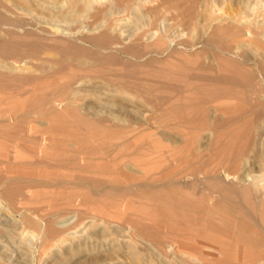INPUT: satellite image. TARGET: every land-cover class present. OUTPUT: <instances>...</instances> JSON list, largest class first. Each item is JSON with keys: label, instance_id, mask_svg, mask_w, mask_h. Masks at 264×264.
Instances as JSON below:
<instances>
[{"label": "rangeland", "instance_id": "1", "mask_svg": "<svg viewBox=\"0 0 264 264\" xmlns=\"http://www.w3.org/2000/svg\"><path fill=\"white\" fill-rule=\"evenodd\" d=\"M105 1L106 0H103V1H101V0H0V5H1L0 6V9H1L0 10V24L6 25L9 23L10 24L15 23V24L20 25V24L25 23V21H30V22L34 23L36 26L47 25V24L50 25L51 24V25H55V26H58L60 28H63L64 27L63 25H65L64 28H74L75 31H79L81 29L79 34L87 35L86 32L89 31V28H83L84 26H86L85 22L90 20V15L92 14L94 8L101 7V8H104L106 10L104 23H106V22L115 23L113 25L114 26L116 25V27H114V28L115 29L117 28L116 30L118 32H121L124 34H130V33L135 34V32H137V31L138 32H143V30L148 31L151 28V17L147 15V12H145L144 6H142V4L140 2L136 1L133 5L125 7V6L117 5L115 0H109V2H108V0L106 2ZM171 1H173V2H171ZM99 3H100V5H99ZM185 4H188V5L186 6ZM93 5H95V6H93ZM158 5L161 7V11H162V13H161L162 19L159 22L160 33L162 35L166 36L170 41L173 39H179L180 38L179 37L180 31H179V28L177 27L176 21H179L182 19H187V17L188 16L190 17V15H191L192 16V17H190L191 19L190 18L187 19L190 22H192L191 23L192 27H190V34H192V35H190L191 41L193 42L195 40L193 42V44H196L198 47L202 48L204 51V52H201V55L199 56L200 58L194 57V56H193L194 58H192L191 57L192 55H189V54L184 55L185 58L187 60L191 61V63L193 65L191 63L186 64V65H188L186 68L187 70L184 72H181L180 74L179 73H172L170 75H163L162 78L161 77L155 78L154 73H155L156 65L149 66L148 68H146L145 66H142V65H137L135 62H131L130 60L124 58L123 57L124 54H122V56L119 55V56L111 57V59H112V62H111L109 60L110 57L105 58V56L102 55L103 56L102 57L101 54L98 53L99 52L98 47H95V45L93 44V41H88L86 48H84L83 46H80L76 43H72V42H67V43L56 42V43L52 44V47H55L57 49H62V48L65 49V47H66L69 50V55L83 56V59L88 60V61L83 63V65H84L83 68H85V69L92 68L93 64H95V63H93L94 60H98V59L104 60L103 64L98 65V66H100L98 71L92 72L90 74L87 73L88 75L86 74V79H85L86 83L84 85L85 87L81 91V93H83V94L80 93L77 96V98L80 99V101L83 104H86V102L87 103H96V106L98 107L97 113L99 116L107 114L110 117H112V119H114V116H115V119L117 121L122 120V121H126L127 123H129V122L132 123L135 120L132 124H136V122L141 123L142 122V120H141L142 115L143 114H150L152 112V108L150 107V105L147 104L145 101H143V99L141 97H138L136 95L129 96L128 98H126V96L123 93L113 91L112 90L113 85L111 84V81L108 77L111 74L130 75L132 77L135 76V78L142 80L144 83H147L148 87L150 89L148 91V94H147L148 99H149L148 101L150 103H155V102L160 103V105L162 106V112L159 113V118H160V116L161 117L163 116V119L160 118L162 121L165 120L166 124L164 121H163V124H165V125L171 124L169 127L171 129H170V131H166L167 129L169 130V128H165V129L161 128L160 130L153 132L152 136H148V138L147 137L143 138L142 142H144L146 144H151L152 142L162 140V142L165 145H171L174 148H178V147H181L183 145L186 133L188 135H193V137L192 138L189 137L188 140L190 139V140L194 141V143L196 142L195 144L197 147L195 146L196 148L190 154H187V155L184 154L185 156L182 157V160H184L185 162L187 160H189L187 157H190L189 161L190 162L192 161L191 162L192 165H191V163H189V161H187L185 163V162L180 160L179 163L183 162L182 163V165H184L183 169H188L190 171L193 170L194 172H195V170H197L196 171L197 174H196V176H194V181H195V183H194L195 187L194 188H195V190L194 189H175V192H174V189H171V188L167 189L165 187L164 188L160 187L161 189H130L129 187H125V186L121 187V186L108 185L107 182L110 181L111 179L106 177V176H103L99 173L97 175L94 173L95 174V176H94L93 173L88 174V172H83V171H73L72 172V170H70L68 168V170L67 169L65 171L63 170V174H64V176H66V178H65L63 176V174L61 173L62 170H58L55 167L48 169V167H45L41 164H34V165H31L28 167L34 173V174L32 173L30 176L29 175H24V176L23 175H15V174L13 176V174L9 172L8 165L4 164L3 161H0V164H1L0 165V176H1L0 177V264H209V263L210 264H251V263H253V264H264V103H263L264 102V99H263L264 98V38H263V36H264V0H198V1L197 0H186V2H185V0H181V1L180 0H159ZM3 6L5 7V9ZM211 8L212 9L214 8V9L211 10ZM27 10H28V12H27ZM43 10H44V12H43ZM257 11L259 13H257ZM138 12L140 13L139 14L140 16L136 15ZM29 13H30V15H29ZM118 13H120V14H118ZM145 14L148 17L145 16ZM65 15H67V16H65ZM117 15H118V17H117ZM124 16H125V18H124ZM60 17H61V19H60ZM63 17H65V18H63ZM243 17H244V19H243ZM123 19L125 21H123ZM167 20H169V21L167 22ZM172 20L174 23L171 22ZM242 20H243V22H242ZM59 22L62 25H60ZM99 23H101V22H99ZM199 24L202 27H200ZM255 24H257V25H255ZM117 25H119L120 27L119 26L117 27ZM127 25H128V27L131 26V28H128ZM174 27H175V29H174ZM233 27L236 29H234ZM133 28H135V29H133ZM249 28H251V30H252L251 35L246 31ZM124 29L126 32L124 31ZM172 29H173V32H171ZM239 29H241V30H239ZM175 30H177V31H175ZM127 31H129V32H127ZM225 31H227V32H225ZM132 32H134V33H132ZM193 32H196L197 37H196V34ZM198 33H199V35H198ZM234 35H235V37H234ZM0 39L1 40H3V39L8 40V37H6L5 35H1ZM15 39L12 40L14 42H12L11 45L14 46V47L12 46V48H15L17 50H21V48L26 49V50H30L32 48L35 49L37 47L39 48V47H42L44 45L48 46V44H49V43L45 42L43 39L38 38L37 36H32V37L30 36L26 39L25 38H20V39L17 38L16 40ZM18 39L20 41H18ZM41 41L44 43L42 44ZM238 42H240L238 46L241 47V49L237 46ZM94 43L101 44L102 39H98V40L96 39V40H94ZM235 43H236V45H235ZM70 45H71V47H70ZM73 45L78 47V48H75ZM87 49H89V51ZM90 50H91V52H90ZM229 50L230 51L234 50L235 52H237L241 56V60L232 61V59L229 58V56L224 54V53L228 52ZM139 51H140V49L138 47L130 46L128 52L136 54ZM66 52H67V50H66ZM241 54H243V55H241ZM215 55H217L219 57H217ZM224 55H225V58H224ZM53 56H54V58L60 57V55H58L57 51L53 52ZM193 59H195V60H193ZM220 59H222V61ZM218 60L223 62L224 66L219 65ZM240 61L242 62V64H239ZM251 61L252 62L254 61L255 63L254 62L252 63ZM71 62H72V60L69 59L68 65H70ZM233 62H234V64H233ZM106 63H108V64H106ZM104 64H106L105 67H104ZM235 65H236V67H235ZM159 66L162 67L163 65H159ZM224 69H225V71H224ZM226 70H227V72H226ZM81 72L85 73L84 70H82ZM90 76H92V78ZM234 77H235V80H234ZM228 80H230V81H228ZM249 80H252V81H249ZM2 81L3 80L0 78V88H3L2 87L3 85L6 87H10V88L12 87V89H15L18 87L17 82L12 83L9 81L8 82H4V81L2 82ZM243 82H245V83H243ZM15 83H17V86H15L16 85ZM100 83H102V85ZM156 84H157L158 88L155 89V88L151 87V86H154ZM14 86H15V88H14ZM95 86H96L95 90H94V88L92 89V87H95ZM190 86L193 87L194 91H197V93L188 92L187 89ZM227 87H228V89H227ZM239 89H240V91H238ZM84 90H85V94H84ZM99 91H100V93H99ZM232 91L234 93L237 92L239 94V96H237L238 95L237 93L233 94ZM0 93L3 94V95H0V100H2L4 102L6 95H7L9 97L6 98L7 101H5L4 103L11 102L10 104H4L3 103V105L0 106V110H2V109L8 110V108H10V107H13V106L15 107L16 102L20 103L22 101H26L25 98L27 97V96H19V95L17 96V94H15L14 92H7V94L5 92L6 95L4 93H2L1 91H0ZM11 93H13L17 97H19L20 100L15 95H12ZM159 93H161V94H159ZM249 93H251V94H249ZM240 94L241 95L244 94V96H243L244 98L242 96H240ZM11 95H12V97L14 96L12 100H10V98H12V97H10ZM157 95H159V96H157ZM203 95H205V96H203ZM222 95H227V96H222ZM95 96H96V98H95ZM101 96H103V98ZM253 96H254V98H253ZM226 97H228V98L229 97H231V98L232 97H242L244 102L239 101V99L241 100L242 98H239L238 99L239 102H238L237 100H231V99L229 100ZM1 98H3V99H1ZM15 98H17V99H15ZM101 99H103V100H101ZM106 100H108V102ZM134 100H135V102H134ZM105 101H106V103H105ZM109 101L111 103H109ZM112 101H114V102L112 103ZM124 102L128 103V105H129L128 108L130 111L124 112V111H120L119 109H113L114 105L117 106V105H120ZM189 103L192 105L194 104V105H196V107H198V108H196L197 110H195L196 112L194 111L193 114L191 111H185L183 109L185 107V105H187ZM220 103H222V106ZM210 104L212 107L210 106ZM217 104H219V105H217ZM207 105H209V106H207ZM173 106H178L180 108L177 111H174V113H173ZM256 106H257V108H256ZM199 107H200V109H199ZM35 108L36 107H33V106L29 107L28 106L24 109L25 110L24 112H23V110L21 112H18V116L23 120H21L19 118V121L17 124H15L14 126L12 125L11 127H7V128L1 127V130L5 131V133L6 132H15L16 136H18L21 139L22 144L24 143L26 145H29V143L26 142L28 139L27 135H25V134H27L26 133V126H28V125L33 126L35 128V130L33 132L34 134H32L33 138L31 139V143L29 145L32 148H38L39 147L38 138H40V135H42V132H43V134L47 133L49 135H51L52 133L54 135L58 133V135H59V131L61 132L60 134H63V133L64 134H66V133L67 134L68 133L73 134V133H75V134L79 135L77 140H82V138H83V140H85V138L88 137V135L90 133L92 134L95 131L96 132H99L100 130L104 131L107 134V136H110V133L115 132L113 130H110V127L104 126V125H93V126H85L84 125L83 126L82 124H74V126H73V124H65V125L62 124L63 126L62 125H56V127H55L56 129L54 128L55 129L54 130V129H52L51 124L48 122L49 116L46 112H44L45 110H43V112L42 111L40 112L39 109H37V108L35 109ZM99 108H100V110H99ZM227 108H229V109H227ZM242 108L245 109V111ZM252 108L254 109V111ZM255 108L257 109V111ZM26 109H27V111H26ZM198 109H199V112L202 111V115L204 117L201 114H199ZM229 110H230V112H229ZM226 111H227V113H229L228 114L229 116L224 117V116H226L225 115ZM241 111H243V112H241ZM22 112H23V114H22ZM35 112H36V116H35ZM118 112H120V113H118ZM206 112H207V117H206ZM38 113H39V115H38ZM131 113H133V115H131ZM175 114H178V115H175ZM213 114H215V116ZM236 114L237 115L240 114L239 115L240 117L237 116ZM244 114H245V116H244ZM169 115H172V117H174V118H171V116H169ZM241 115H243V116H241ZM249 115L251 118L249 117ZM179 116H181V117H179ZM196 116H197V120H196ZM198 116L200 117V119ZM136 117H137V119H136ZM169 117L172 119L171 121H169ZM235 117H237V118H235ZM121 118H124V119H121ZM176 118H177V120H176ZM255 118L257 121L255 120ZM4 119L1 118L2 121ZM31 119H32V121H31ZM44 119H46V122ZM207 119H209V120L207 121ZM223 119H224V121H223ZM26 120H28V121H26ZM33 120H35L36 122ZM187 120H188L189 124H186ZM180 121L181 122L183 121L182 123H185L186 125L182 124V123L180 124ZM231 121H232V123H231ZM44 122H45V124H44ZM227 122L231 123V125ZM127 123H126V125L128 126ZM23 124L24 125L27 124V125L24 126ZM175 124H176V126H175ZM178 124L182 125V126H179ZM202 124H205V128H204V125H203V127H201ZM206 124H207V126H206ZM208 124L211 127H209ZM211 124H213V125H211ZM245 124L247 125V127L245 126ZM44 125L47 127H43ZM78 125L79 126L81 125L82 128L79 127ZM194 125H195V127H194ZM222 125H223V127L225 125V127H226L225 130H223L224 128H222ZM19 126L22 128H20ZM38 126H39V128H38ZM61 126H62V128H59ZM178 126H179V128H178ZM183 126H186V127H183ZM216 126L220 127L219 133L221 136H223V137H221V140L224 143L228 144V146L225 147L227 149L228 153L225 152V154H224L223 151L219 152L218 154L217 153H209V154H207L208 156L207 155L205 156L207 158L206 159L203 155L204 149L202 147L208 146V144L210 142L209 136L212 135L211 134L212 130ZM230 126L233 128L232 131L230 130L231 129ZM238 126L240 127V129H238L239 128ZM65 127L68 130H66ZM90 127H95V129L93 128L94 131ZM97 127L98 128L100 127L99 131H97L98 130ZM101 127L102 128L105 127L104 130H102ZM107 127H108V129H106ZM190 127L192 130H190ZM42 128H44V129H42ZM183 128L186 129V130H184L185 132L183 131ZM201 128H203V129H201ZM221 128H222V130H221ZM253 128H255V129H253ZM39 129H40V132H38ZM173 129H174V131L171 132ZM83 130H85V131H83ZM137 130L138 129L135 127V128H133V130H129V129L126 130V132L127 131L128 132H132V131L134 132ZM178 130L181 131L180 132L181 135H180V133H178L179 132ZM188 130H190V132H188ZM221 131H225L228 134H225V132H221ZM229 131H231L232 133ZM245 131H247L249 134H247V132H245ZM121 132H123V131H121ZM195 132H196V134H194ZM237 132H238V137H240V139L236 137L237 135H235ZM21 134H23V135H21ZM35 134H36V137H35ZM197 134L200 138L197 137ZM58 135H55V137ZM226 135L227 136L229 135V137H227ZM129 137H131V135H129ZM194 137L197 138L198 141ZM69 138H67V140L70 141V142H68L71 145L70 150L75 151V153H72V152H71V154L69 153L70 155L68 154V158L71 159V161H72V159L75 160V161H73V163L75 162L74 164L81 166V164H80L81 154L78 153L77 148L75 146H73V144H72V142L74 143L76 141V139L73 137H69ZM222 138H224V139H222ZM228 138H233L231 140H234V141H230ZM248 139H251V140H248ZM55 140H58V138ZM125 140H128V137L125 138L124 141ZM245 140L247 142H245ZM109 141H111V140H109ZM179 141H180V143H179ZM34 142L36 143L35 145H33ZM169 142H171V143L169 144ZM37 143H38V145H37ZM246 143H248V145ZM231 144H232V146H231ZM238 144H240L242 146H239ZM244 146L245 147L247 146L246 147L247 150H245L246 148ZM251 147H252V149H250ZM225 148H223L224 151H226ZM107 149L112 150V147H109ZM236 150L242 151V155L240 156V162L241 163H240V167H239L240 168L239 172L241 171V173H239L240 176L245 177L248 174H251V173L254 174V176L252 175V177L249 179V181L243 180V181H241V185L239 184V186H235V185L229 186V185H224L222 183L216 182L214 178H210L209 175L204 174L205 170L206 171L208 170L209 165L214 164L215 161H218V159H220V158L224 161H228L230 158L233 157L232 151H236ZM197 153H199V154H197ZM192 154H193V156H191ZM201 154L203 155L204 158L202 157ZM200 155H201V157H199ZM250 155H252V156H250ZM113 156L114 155H111V157L108 158L111 162H113ZM122 157H124V156L119 155L117 158L120 159ZM91 158L93 160V163H97L98 158L99 159H104V158L106 159L107 156L106 155H99L96 153L95 155H92ZM185 158H187V159H185ZM191 158H193V159L191 160ZM208 158H209V161H207ZM194 159H196L197 162H196V160L194 161ZM94 160L96 162H94ZM200 160H201V163H200ZM210 160L212 162L214 161V163H212ZM77 161H78V163H77ZM103 162H106V161H103ZM209 162H211V163H209ZM197 164H199V166H197ZM241 165H242V168H241ZM193 166H195V168ZM39 167H40V169H39ZM246 167H247V169H246ZM54 168H55V170H53ZM204 168H205V170H204ZM198 170L201 173H199ZM249 171H250V173H249ZM70 172H72V173H70ZM74 172L76 173V175L79 177L80 180L77 178V176H75ZM47 173L50 176H53L54 178L56 177L57 179L56 178L52 179V177L50 178V176H49V178L48 177L43 178L44 175L47 176ZM85 173L88 175L87 176L85 175V177H84ZM90 174H91V176H90ZM81 175H83V176H81ZM137 175H138V173L136 172L134 177H136ZM255 176H263V182H262L263 186L261 185L262 187L256 188L254 186V177ZM35 177L37 179H34ZM40 177L43 179H41ZM61 177H62V179H61ZM82 177H84V179ZM87 177L89 178L88 180H90V181H87ZM101 177H102V179H101ZM103 177H105L106 179L104 180ZM64 178H65V180H64ZM95 178H97L98 180ZM196 180H199V181H196ZM91 181H93V182H91ZM59 182H61V183H59ZM72 182H76V184H73ZM95 182H97V183H95ZM208 184H210V185H208ZM51 185H52V187H50ZM210 186H212V187H210ZM245 186H246V188H245ZM96 187H97V190H95ZM218 187H221V188H218ZM10 188H12V189H10ZM91 188H93V189H91ZM104 188H106V189H104ZM177 188H180V187L177 186ZM243 188L245 189V191ZM50 190H52V192ZM55 191H57V192H55ZM87 191L88 192L90 191L91 193H99L100 192V194L103 193L102 195H105L106 193H107L106 195H108L110 193V196H115V198L118 197L117 199H122V201L123 200L129 201L132 198L134 206H139L141 204V202L145 203V205H148L149 204L148 199H147L148 197H152V196H155L157 194H163V192H164V195H166L167 197H173V198L176 197L175 199H176L177 205H176V208H174V209L161 210L160 211L161 215H158V217L154 220L135 218V220L132 221V224L141 230L140 234H134L133 235L132 234L133 232L132 233L129 232L127 234L126 231L124 229H122L121 227H115V228L108 227V229L105 228L104 230L103 229L101 230V227L99 228V226L98 227H96V226L89 227V225H88L84 229H80L79 233L76 236H73V235L65 236V237L58 239L57 241L53 242L52 244L45 247L44 249L40 248L41 241L39 239H37L36 237L32 236L31 234L27 235L26 237L22 235L20 223H22L30 215V213L31 214L37 213V216H38L41 213L40 210L42 208L48 209L50 207L63 204V202L68 203L69 201H72L73 199H75L76 196L78 197V195L80 193H84V192L86 193ZM165 191H167V192H165ZM48 192H49V194H48ZM5 193L6 194L9 193V195L8 194L6 195ZM189 193H190V195L194 194V195H191L192 198L189 197L190 196ZM70 194H71V196H68ZM198 194L199 195L205 194L204 196H206V197L203 198V196H201L202 198L201 197L199 198ZM245 194H247V195H245ZM120 195H121V197H120ZM239 195L241 196V198ZM140 196H142V198H140ZM41 197H43L42 199H44V200H42ZM45 197L47 198L46 201H45ZM248 197H250V198H248ZM136 198L138 200H136ZM140 199H142V200H140ZM245 199L247 200V202ZM7 201L10 204H6ZM34 201H35V204H34ZM39 201H41V202H39ZM200 201H202V204H204V206L201 205ZM38 202L41 204L44 202L45 204L43 203V205H40ZM100 202L101 201H99V199H98L97 201H93L92 203L95 205H98ZM221 202H222V204H221ZM248 202H249V204H248ZM2 204H4L5 206H3ZM36 204H38V205H36ZM242 205H244V206H242ZM250 205L252 206V208ZM249 207H250V210L248 211ZM35 208H36V211L38 210L37 212L35 211ZM198 208L200 209V211ZM206 208H208V210L212 209V208L216 209L215 211L218 213V215H223V216L229 215V216H227L229 218H231L233 216V218H231L232 221L237 219L234 221L233 230L231 229V233H232L231 235L232 236H229L230 238L225 237V236H220V235L214 234V233L211 234V233L205 232L206 227H204L200 223V221H204V219H205L204 218V215H205L204 212L207 210ZM189 209H191L192 212ZM200 212H202V214ZM228 212H229V214H228ZM8 213L9 214L11 213V214L9 215ZM174 213L176 216H173ZM189 216H191V217H189ZM235 216H236V218H235ZM185 217H188V218H185ZM201 217H203V219ZM189 218H191V219L189 220ZM194 221L197 222V225H198V223H200L198 225V227L194 226V224L192 225V223H194ZM175 222H177V224ZM173 224H174V226H173ZM170 225H172V226H170ZM183 226H185V227H183ZM192 226L196 227V228H193L194 230L199 229V230H196L197 235H196V232H194V230L192 229ZM235 226L238 228V230L240 229L241 232H238V230H236ZM146 227H148V228H146ZM151 228H154V229H151ZM92 231H93V233H92ZM105 232L106 233L108 232L109 234L108 233L107 234L110 236H107L105 234ZM172 232H174V233H172ZM187 232H189V233H187ZM94 233H96V234H94ZM161 233H163V234H161ZM180 233H182V234H180ZM184 233H185V236L183 235ZM194 233H195V235H194ZM93 234H94V237H96V239H93L94 237L91 236ZM168 234H170V235H168ZM209 234H211L212 236ZM104 235H105V237H103ZM175 235H177V236H175ZM214 235L215 236L217 235V237H215ZM168 236H169V238H168ZM170 237H172L173 239ZM15 238H16V240H15ZM187 238H189V239H187ZM85 239H86V241H85ZM109 239H110V241H109ZM138 239H139V241H137ZM195 239L197 242L195 241ZM167 241L168 242H174L176 244L181 243V242H187L190 244L200 243L203 246H205V245L206 246L213 245V246H217V247L223 246V247L227 248V252L224 254H219V253L217 254L216 253V255H211V254H215V252L214 253L213 252L212 253L211 252H207V253L203 252L202 253V252H183V251L180 252V251H177L174 253H168L166 250L159 248V246L161 247ZM209 242H210V245H209ZM223 242L224 243L226 242V243L223 244ZM246 247H248V248H246ZM161 250H162V252H161ZM209 254H210V256H209ZM191 256L194 258H192Z\"/></svg>", "mask_w": 264, "mask_h": 264}, {"label": "bare ground", "instance_id": "2", "mask_svg": "<svg viewBox=\"0 0 264 264\" xmlns=\"http://www.w3.org/2000/svg\"><path fill=\"white\" fill-rule=\"evenodd\" d=\"M103 1V0H101ZM107 1V0H106ZM105 1V2H106ZM136 1L140 2L142 4V6H144L145 12H147V15L151 17V28L148 31L143 30V32H135V34H124L121 32H118L114 27H116V25L114 26L113 24L115 23H111V22H106L104 23V19H105V12L106 10L104 8L101 7H96L93 9L92 14L90 15V20L86 21V26H84L83 28H89V31L86 32L87 35H83V34H79V32L81 31V29L79 31H75L74 28H64L65 25H63V28H60L58 26L55 25H38L36 26L34 23L30 22V21H25V23L23 24H15V23H9V24H0V36L1 35H5L6 37H8V40H1L0 39V78L4 81V82H17L18 83V87L15 88V86H17V83H15L16 85L14 86L15 89H12V87H6V86H2L3 88H0V91L2 93L7 94V92H14L15 94H17V96H27L25 98L26 101H22L20 103L16 102V106L14 107H10L8 108V110H0V130L1 127H11L12 125L14 126L15 124L18 123L19 121V116H18V112H21L23 110V112L25 111L24 109L26 107H36L37 109H39V111L43 112V110H45L44 112H46L48 114V119H49V123L51 124L52 129H54L56 127V125H65V124H82L83 126H93V125H104V126H108L110 127V130L115 131L114 133H110V136H107V134L104 131H99V128L97 131L99 132H94V133H90L88 135V137L85 138V140H77V138L79 137V135L73 133V134H60L61 132L59 131V135L58 133L55 135L58 138V140L55 137V135L53 136L52 134L49 135L47 133L42 132V135H40V138H38L39 141V147L38 148H32L30 145L31 143V139L33 138L34 134V130L35 128L31 125H24L26 126V133L25 135H27L28 139L26 142L29 143V145L26 144H22L21 143V139L16 136L15 132H6L1 130L0 131V161H3L4 164L8 165V169L9 172L15 175H31L33 172L32 170H30L28 167L34 164H41L45 167L52 168L55 167L58 170H62V174H63V170L65 171L66 169L68 170V168L70 170L73 171H83V172H88L89 173H95L96 175L99 173L103 176H106L108 178H110L111 180L108 181V185H113V186H125V187H129L130 189H161L162 188H171L174 189H194L195 190V186H194V176H196V171L195 172L192 170H188V169H183L184 165H182L183 162H185L184 160H182V157L190 154L197 146H196V142L194 143V141L192 140H188V138H192L193 135H188L186 133L185 135V139L183 142V145L181 147L178 148H174L171 145H165L162 140H158L156 142H152L151 144H146L144 142H142L143 138H148V136H152V133L155 131L160 130L161 128H169L171 124L169 125H165L166 122L165 120H163L165 122V124H163V121L161 119H163V116L159 118V113L162 112V106L160 105V103L155 102V103H150L148 100V91L150 90L148 87L147 83H144L142 80L137 79L130 75H122V74H111L109 75V79L111 81V84L113 85V91L115 92H120L123 93L126 98H128L129 96H133L136 95L138 97H141L143 99V101H145L147 104L150 105V107L152 108V112L150 114H143L141 117L142 122H136V124H132V123H127L126 121H117L115 119H112V117H110L109 115H102L99 116L98 115V107L96 106V103H87L83 104L80 99L77 98V96L81 93V91L84 89V85L86 83V74H90L92 72H96L99 70L100 66L104 63V60H94L93 66L90 69H85L83 68L84 65L83 63L88 61L86 59H83V56L80 55H69V50L68 48L65 47L62 49H57L55 47H52V44L56 43V42H61V43H67V42H72V43H76L80 46H83L84 48L87 47V42L88 41H93V44L95 45V47H98L99 50V54H101V56H105V58L110 57L109 60L112 62L111 57L114 56H119L122 54L124 58L130 60L131 62H135L137 65H142L145 66L146 68H148L149 66L152 65H156V69H155V78H162L163 75H170L172 73H181L186 71L187 66L186 64L191 63V61L187 60L185 58L184 55H192L191 57H199L201 55V52H204L202 48L198 47L196 44H193V42L195 41H191V37L190 35V27L191 23L189 20H187L188 18L192 17L190 15V17L188 16L187 19H182L177 22V27L179 28V39H173V40H169L166 36L162 35L160 33V29H159V22L162 19L161 17V7L158 5L159 0H115L116 4L119 6H131L133 5ZM181 1V0H180ZM198 1V0H197ZM33 2V1H32ZM109 2V0H108ZM173 2V1H171ZM183 2V1H182ZM186 2V0H185ZM10 3V2H9ZM103 3V2H102ZM194 3V2H193ZM110 4V3H109ZM190 4V3H189ZM196 4V3H195ZM34 5V4H33ZM100 5V3H99ZM172 5V4H171ZM170 5V6H171ZM186 6L188 4H185ZM1 6V5H0ZM30 6V5H29ZM95 6V5H93ZM167 6V5H166ZM4 7V6H3ZM31 7V6H30ZM137 7V6H136ZM43 8V7H42ZM190 8V7H189ZM252 8V7H251ZM250 8V9H251ZM5 9V7H4ZM30 9V8H29ZM175 9V8H174ZM196 9V8H195ZM194 9V10H195ZM214 9V8H213ZM211 8V10H213ZM249 9V10H250ZM1 10V9H0ZM122 10V9H121ZM193 10V9H192ZM263 10V9H262ZM3 11V10H2ZM143 11V10H142ZM216 11V10H215ZM252 11V10H251ZM28 12V10H27ZM44 12V10H43ZM75 12V11H74ZM193 12V11H192ZM248 12V11H247ZM6 13V12H5ZM31 13V12H30ZM29 13V15H30ZM71 13V12H70ZM79 13V12H78ZM81 13V12H80ZM117 13V12H116ZM125 13V12H124ZM212 13V12H211ZM220 13V12H219ZM257 13H259L257 11ZM120 14V13H118ZM136 14V13H135ZM140 13L138 12L136 15H139ZM218 14V13H217ZM10 15V14H9ZM19 15V14H18ZM62 15V14H61ZM115 15V14H114ZM130 15V14H129ZM142 15V14H141ZM145 14V16H147ZM193 15V14H192ZM215 15V14H214ZM251 15V14H250ZM55 16V15H54ZM60 16V15H59ZM63 16V15H62ZM67 16V15H65ZM140 16V15H139ZM147 16V17H148ZM194 16V15H193ZM218 16V15H217ZM252 16V15H251ZM18 17V16H17ZM110 17V16H109ZM108 17V18H109ZM118 17V15H117ZM123 17V16H122ZM121 17V18H122ZM129 17V16H128ZM138 17V16H137ZM195 17V16H194ZM239 17V16H238ZM241 17V16H240ZM10 18V17H9ZM55 18V17H54ZM65 18V17H63ZM67 18V17H66ZM125 18V16H124ZM182 18V17H181ZM185 18V17H184ZM237 18V17H236ZM242 18V17H241ZM252 18V17H251ZM262 18V17H261ZM61 19V17H60ZM173 19V18H172ZM191 19V18H190ZM205 19V18H204ZM211 19V18H210ZM244 19V17H243ZM249 19V18H248ZM214 20V19H213ZM261 20V19H260ZM103 21V22H102ZM118 21V20H117ZM123 21H125L123 19ZM131 21V20H130ZM169 20H167L168 22ZM101 22V23H99ZM145 22V21H144ZM173 22V20L171 21ZM175 22V23H176ZM243 22V20H242ZM251 22V21H250ZM263 22V21H262ZM60 23V22H59ZM174 23V22H173ZM209 23V22H208ZM257 23V22H256ZM58 24V23H57ZM71 24V23H70ZM251 24V23H250ZM60 25H62L60 23ZM125 25V24H124ZM131 25V24H130ZM175 25V24H174ZM202 25V24H201ZM247 25V24H246ZM257 25V24H255ZM119 25H117L118 27ZM200 26V24H199ZM231 26V25H230ZM243 26V25H242ZM120 27V26H119ZM123 27V26H122ZM128 27V25H127ZM202 27V26H200ZM240 27V26H239ZM124 28V27H123ZM128 28H131L128 27ZM127 28V29H128ZM196 28V27H195ZM194 28V29H195ZM234 28V27H233ZM243 28V27H242ZM247 28V27H246ZM119 29V28H118ZM122 29V28H121ZM120 29V30H121ZM135 29V28H133ZM175 29V27H174ZM236 29V28H234ZM233 29V30H234ZM244 29V28H243ZM263 29V28H262ZM178 30V29H177ZM175 30V31H177ZM204 30V29H203ZM221 30V29H220ZM227 30V29H226ZM241 30V29H239ZM238 30V31H239ZM256 30V29H255ZM125 31V29H124ZM132 31V30H131ZM130 31V32H131ZM250 35L252 34V30L251 28L246 30ZM126 32V31H125ZM129 32V31H127ZM173 32V29L172 31ZM227 32V31H225ZM134 33V32H132ZM196 34V32H193ZM216 33V32H215ZM178 34V33H177ZM225 34V33H224ZM229 34V33H228ZM259 34V33H258ZM199 35V33H198ZM261 35V34H260ZM32 37V36H37L40 39H43L45 42L49 43L48 46H42V47H37L35 49H30V50H26V49H22L21 50H17L15 48H12L13 45L12 40H14L15 38H28V37ZM202 36V35H201ZM228 36V35H227ZM233 36V35H232ZM197 37V34H196ZM213 37V36H212ZM235 37V35H234ZM259 37V36H258ZM3 38V37H2ZM215 38V37H214ZM264 38V36H263ZM15 39V40H16ZM18 39V41H20ZM33 39V38H32ZM98 40V39H102V43L101 44H96L94 43V40ZM201 40V39H200ZM199 40V41H200ZM215 40V39H214ZM263 41V40H262ZM201 42V41H200ZM248 42V41H247ZM18 43V42H17ZM41 43L43 44L44 42L41 41ZM71 43V44H72ZM240 42H238L237 46L239 45ZM252 43V42H251ZM46 44V43H45ZM92 44V43H91ZM16 45V44H15ZM37 45V44H36ZM47 45V44H46ZM93 45V46H94ZM236 45V43H235ZM9 46V47H8ZM17 46V45H16ZM74 46V45H73ZM91 46V45H90ZM130 46H134V47H138L140 49L139 52H137L136 54L130 53L129 51V47ZM246 46V45H245ZM249 46V45H248ZM14 47V46H13ZM71 47V45H70ZM75 48H78L76 46H74ZM73 47V48H74ZM239 47V46H238ZM247 47V46H246ZM241 49V47H239ZM248 48V47H247ZM94 49V48H93ZM225 49V48H224ZM256 49V48H255ZM67 50V52H66ZM89 51V49H87ZM238 50V49H237ZM58 53V55H60V57H55L53 56V52ZM97 51V50H96ZM222 51V50H221ZM227 51V50H226ZM91 52V50H90ZM95 52V51H94ZM239 52V51H238ZM244 53V52H243ZM246 53V52H245ZM91 54V53H90ZM95 54V53H94ZM220 54V53H219ZM225 55L229 56V58L232 59V61H237V60H241V56L235 52L234 50L232 51H228L226 53H224ZM263 54V53H262ZM222 55V54H221ZM224 55V58H225ZM243 55V54H241ZM254 55V54H253ZM94 56V55H93ZM102 56V57H103ZM194 56V57H193ZM217 56V55H215ZM257 56V55H256ZM95 57V56H94ZM122 57V58H123ZM188 57V56H187ZM219 57V56H217ZM258 57V56H257ZM200 58V57H199ZM260 58V57H259ZM69 59L72 60L71 64H69ZM217 59V58H216ZM228 59V58H227ZM243 59V58H242ZM254 59V58H253ZM195 60V59H193ZM222 61V59H220ZM230 60V59H229ZM249 60V59H248ZM218 60L219 65L224 66V63ZM196 62V61H195ZM231 62V61H230ZM252 62V61H251ZM250 62V63H251ZM254 62V61H253ZM252 62V63H253ZM257 62V61H256ZM91 63V62H90ZM228 63V62H227ZM255 63V62H254ZM108 64V63H106ZM104 64V67L105 65ZM192 64V63H191ZM234 64V62H233ZM232 64V65H233ZM239 64H242V62L240 61ZM131 65V64H130ZM159 65H163L162 67H160ZM193 65V64H192ZM201 65V64H200ZM231 65V66H232ZM230 66V65H229ZM192 67V66H191ZM195 67V66H194ZM234 67V66H233ZM236 67V65H235ZM244 67V66H243ZM245 68V67H244ZM261 68V67H260ZM108 69V68H107ZM205 69V68H204ZM234 69V68H233ZM242 69V68H241ZM82 70H84L85 73L81 72ZM114 70V69H113ZM235 70V69H234ZM69 71V72H68ZM197 71V70H196ZM225 71V69H224ZM103 72V71H102ZM120 72V71H119ZM148 72V71H147ZM227 72V70H226ZM225 72V73H226ZM236 72V71H235ZM243 72V71H242ZM134 73V72H133ZM146 73V72H145ZM149 73V72H148ZM231 73V72H230ZM87 74V75H88ZM107 74V73H106ZM192 74V73H191ZM229 74V73H228ZM236 74V73H235ZM188 75V74H187ZM221 75V74H220ZM141 76V75H140ZM190 76V75H189ZM223 76V75H222ZM92 78V76H90ZM259 77V76H258ZM232 78V77H231ZM261 78V77H260ZM172 79V78H171ZM170 79V80H171ZM193 79V78H192ZM220 79V78H219ZM223 79V78H222ZM240 79V78H239ZM145 80V79H144ZM205 80V79H204ZM207 80V79H206ZM209 80V79H208ZM235 80V77H234ZM2 81V82H3ZM193 81V80H192ZM230 81V80H228ZM227 81V82H228ZM241 81V80H240ZM252 81V80H249ZM146 82V81H145ZM165 82V81H164ZM194 82V81H193ZM201 82V81H200ZM89 83V82H88ZM105 83V82H104ZM198 83V82H197ZM225 83V82H224ZM245 83V82H243ZM102 85V83H100ZM214 84V83H213ZM251 85V84H250ZM254 85V84H253ZM168 86V85H167ZM226 86V85H225ZM224 86V87H225ZM242 86V85H241ZM6 87V88H5ZM153 88H158L157 84L154 86H151ZM232 87V86H231ZM96 88L92 87V89ZM211 88V87H210ZM226 88V87H225ZM186 89V88H185ZM228 89V87H227ZM226 89V90H227ZM231 89V88H230ZM256 89V88H255ZM93 90V91H94ZM105 90V89H104ZM152 90V89H151ZM188 92L190 93H197V91H194L193 87H188ZM218 90V89H217ZM221 90V89H220ZM233 90V89H232ZM248 90V89H247ZM259 90V89H258ZM263 90V89H262ZM107 91V90H106ZM225 91V90H224ZM240 91V89L238 90ZM243 91V90H242ZM241 91V92H242ZM256 91V90H255ZM89 92V91H88ZM104 92V91H103ZM166 92V91H165ZM244 92V91H243ZM249 92V91H248ZM253 92V91H252ZM92 93V92H91ZM95 93V92H94ZM100 93V91H99ZM112 93V92H111ZM110 93V94H111ZM210 93V92H209ZM233 94H236L237 92H233ZM5 94V95H6ZM9 94V93H8ZM12 95H15L13 93H11ZM83 94V93H81ZM84 94H85V90H84ZM87 94V93H86ZM114 94V93H113ZM161 94V93H159ZM238 94V93H237ZM251 94V93H249ZM0 95H3L0 93ZM12 95L10 97H12ZM230 95V94H229ZM16 96V95H15ZM16 96V97H17ZM84 96V95H83ZM86 96V95H85ZM116 96V95H115ZM159 96V95H157ZM192 96V95H191ZM205 96V95H203ZM217 96V95H216ZM222 96H227V95H222ZM231 96V95H230ZM239 96V94L237 95ZM240 96H244L240 94ZM248 96V95H247ZM9 96L6 95V98H8ZM14 97V96H13ZM10 98V100L13 99ZM103 98V96H101ZM120 97V96H119ZM207 97V96H206ZM242 97H226L227 99H231V100H237L239 98ZM261 97V96H260ZM4 98V97H3ZM1 98V99H3ZM5 98V101H7ZM19 99V97H17ZM15 98V99H17ZM82 98V97H81ZM96 98V96H95ZM108 98V97H107ZM152 98V97H151ZM210 98V97H209ZM219 98V97H218ZM244 98V97H243ZM243 98L239 101H243ZM254 98V96H253ZM24 99V98H23ZM88 99V98H87ZM139 99V98H138ZM250 99V98H249ZM264 99V98H263ZM20 100V99H19ZM90 100V99H89ZM103 100V99H101ZM109 100V99H108ZM108 100H106L108 102ZM202 100V99H201ZM254 100V99H253ZM4 101V102H5ZM14 101V100H13ZM12 101V102H13ZM92 101V100H91ZM105 101V103H106ZM204 101V100H203ZM209 101V100H208ZM219 101V100H218ZM238 101V102H239ZM2 100H0V106L3 105L4 103ZM15 102V101H14ZM114 101H112L113 103ZM127 102V101H126ZM122 103L120 105L117 106H113V109H119L120 111H130L129 110V105L128 103ZM135 102V100H134ZM175 102V101H174ZM187 102V101H186ZM190 102V101H189ZM214 102V101H213ZM244 102V101H243ZM247 102V101H246ZM259 102V101H258ZM11 102H7L4 104H10ZM104 103V102H103ZM109 103H111L109 101ZM141 103V102H140ZM191 103V102H190ZM187 104L185 105V107L183 108L185 111H191L192 114L195 110H197L196 105H192V104ZM196 103V102H195ZM226 103V102H225ZM254 103V102H253ZM262 103V102H261ZM264 103V102H263ZM213 104V103H212ZM222 106V103H220ZM243 104V103H242ZM109 105V104H108ZM219 105V104H217ZM228 105V104H227ZM257 105V104H256ZM111 106V105H110ZM142 106V105H141ZM140 106V107H141ZM179 106V105H178ZM178 106H173V113L174 111H177L180 107ZM209 106V105H207ZM211 106V104H210ZM255 106V105H254ZM258 106V105H257ZM256 106V108H257ZM103 107V106H102ZM168 107V106H167ZM204 107V106H203ZM202 107V108H203ZM212 107V106H211ZM240 107V106H239ZM35 108V109H36ZM105 108V107H104ZM147 108V107H146ZM208 108V107H207ZM219 108V107H218ZM254 108V107H253ZM252 108V109H253ZM255 108V109H256ZM182 109V108H181ZM200 109V107H199ZM198 109V112H199ZM229 109V108H227ZM238 109V108H237ZM243 109V108H242ZM250 109V108H249ZM32 110V109H31ZM30 110V111H31ZM100 110V108H99ZM144 110V109H143ZM210 110V109H209ZM215 110V109H214ZM245 111V109H243ZM27 111V109H26ZM111 111V110H110ZM247 111V110H246ZM250 111V110H249ZM252 111V110H251ZM254 111V109H253ZM257 111V109H256ZM22 112V114H23ZM29 112V111H28ZM27 112V113H28ZM38 112V111H37ZM184 112V111H183ZM196 112V111H195ZM201 112V113H200ZM199 114L202 115V111H200ZM204 112V111H203ZM230 112V110H229ZM243 112V111H241ZM45 113V114H46ZM102 113V112H101ZM112 113V112H111ZM120 113V112H118ZM216 113V112H215ZM219 113V112H218ZM227 113V111H226ZM224 117L229 116L227 113ZM238 113V112H237ZM240 113V112H239ZM246 113V112H245ZM21 114V115H22ZM41 114V113H40ZM188 114V113H187ZM191 114V113H190ZM248 114V113H247ZM246 114V115H247ZM30 115V114H29ZM39 115V113H38ZM131 115H133V113H131ZM178 115V114H175ZM215 116V114H213ZM218 115V114H217ZM234 115V114H233ZM237 115V114H236ZM240 115V114H239ZM237 115V116H239ZM252 115V114H251ZM254 115V114H253ZM35 116H36V112H35ZM172 117V115H169ZM183 116V115H182ZM200 116V115H199ZM198 116V117H199ZM203 116V115H202ZM213 116V117H214ZM223 116V115H222ZM235 116V115H234ZM243 116V115H241ZM245 116V114H244ZM261 116V115H260ZM27 117V116H26ZM40 117V116H39ZM139 117V116H138ZM181 117V116H179ZM184 117V116H183ZM192 117V116H191ZM204 117V116H203ZM206 117H207V112H206ZM209 117V116H208ZM240 117V116H239ZM250 117V115H249ZM254 117V116H253ZM1 118H5L3 121L1 120ZM37 118V117H36ZM165 118V117H164ZM167 118V117H166ZM169 117V121H171V119ZM186 118V117H185ZM189 118V117H188ZM194 118V117H193ZM221 118V117H220ZM237 118V117H235ZM251 118V117H250ZM259 118V117H258ZM21 119V118H20ZM28 119V118H27ZM118 119V118H117ZM137 119V117H136ZM140 119V118H139ZM200 119V117H199ZM228 119V118H227ZM23 120V119H21ZM37 120V119H36ZM43 120V119H42ZM46 122V119H44ZM177 120V118H176ZM196 120H197V116H196ZM209 119H207L208 121ZM221 120V119H220ZM238 120V119H237ZM256 120V118H255ZM28 121V120H26ZM32 121V119H31ZM35 121V120H33ZM199 121V120H198ZM211 121V120H210ZM209 121V122H210ZM224 121V119H223ZM257 121V120H256ZM36 122V121H35ZM34 122V123H35ZM44 122V124H45ZM179 122V121H178ZM177 122V123H178ZM183 122V121H182ZM180 121V124L182 123ZM186 122V121H185ZM252 122V121H251ZM126 123L128 124V126L126 125ZM199 123V122H198ZM229 123V122H227ZM232 123V121H231ZM231 123H229L231 125ZM234 123V122H233ZM254 123V122H253ZM49 124V125H50ZM185 124V123H182ZM188 120H187V123ZM185 124V125H186ZM201 124V123H200ZM210 124V123H209ZM208 124L209 127H211ZM223 124V123H222ZM225 124V123H224ZM244 124V123H243ZM248 124V123H247ZM62 125V126H63ZM173 125V124H172ZM179 125V124H178ZM205 128V124H202L201 127ZM213 125V124H211ZM59 127V128H62ZM79 126V125H78ZM176 126V124H175ZM174 126V127H175ZM182 126V125H179ZM178 126V128H179ZM189 126V125H188ZM187 126V127H188ZM207 126V124H206ZM233 126V125H232ZM242 126V125H241ZM245 126L247 127V125L245 124ZM20 127V126H19ZM43 127H47V126H43ZM81 127V125L79 126ZM108 127L106 129H108ZM137 128V131H132V132H126V130H133V128ZM186 127V126H183ZM193 127V126H192ZM195 127V125H194ZM231 127V126H230ZM234 127V126H233ZM239 127V126H238ZM255 127V126H254ZM22 128V127H20ZM39 128V126H38ZM58 128V129H59ZM64 128V127H63ZM73 128V127H72ZM71 128V129H72ZM82 128V127H81ZM90 128H94L95 127H90ZM102 128V127H101ZM105 127L102 128V130H104ZM112 128V129H111ZM182 128V127H181ZM180 128V129H181ZM197 128V127H196ZM222 128H224L223 130H225V125ZM221 128V130H222ZM243 128V127H242ZM44 129V128H42ZM56 129V128H55ZM54 129V130H55ZM66 129V127H65ZM86 129V128H85ZM89 129V128H88ZM93 129V131H94ZM171 128H169V130L167 129L166 131H170ZM177 129V128H176ZM203 129V128H201ZM211 129V128H210ZM230 129V128H229ZM240 129V127L238 128ZM255 129V128H253ZM60 130V129H59ZM68 130V129H66ZM186 130L183 128V131ZM190 130L191 127H190ZM190 130H188V132H190ZM206 130V129H205ZM212 130V129H211ZM220 127L216 126L215 128H213L212 130V135L209 136L210 142L208 144V146L202 147L204 149L203 151V155L204 157L209 154V153H219L221 151L227 152V149L225 147L228 146V144L224 143L221 140V136L219 133ZM231 131L233 130V128L231 127L230 129ZM245 130V129H244ZM252 130V129H251ZM13 131V130H12ZM47 131V130H46ZM45 131V132H46ZM85 131V130H83ZM87 131V130H86ZM89 131V130H88ZM123 131V132H121ZM174 129L171 131L173 132ZM179 131V130H178ZM177 131V132H178ZM182 131V132H183ZM195 131V130H194ZM229 131V132H231ZM237 131V130H236ZM235 131V132H236ZM254 131V130H253ZM38 132H40V129L38 130ZM67 132V131H66ZM107 132V131H106ZM110 132V131H109ZM176 132V131H175ZM181 131H179L178 133H180ZM185 132V131H184ZM221 132H225V131H221ZM240 132V131H239ZM242 132V131H241ZM247 132V131H245ZM50 133V132H49ZM232 133V132H231ZM24 134V133H23ZM21 134V135H23ZM41 134V133H40ZM106 134V135H105ZM185 134V133H184ZM196 134V132L194 133ZM225 134H228L227 132H225ZM234 134V133H233ZM232 134V135H233ZM246 134V133H245ZM247 134H249L247 132ZM254 134V133H253ZM109 135V134H108ZM129 135H131V137H129ZM155 135V134H154ZM175 135V134H174ZM181 135V133H180ZM183 135V134H182ZM231 135V134H230ZM237 135L236 137L240 139V137H238V132L235 134ZM225 136V135H224ZM227 136V135H226ZM234 136V135H233ZM244 136V135H243ZM251 136V135H250ZM26 137V138H27ZM36 137V134H35ZM69 137H73L76 139V141L72 144L73 146H75L78 150V153L81 154V158H80V164L81 166H78L77 164H74L73 160L71 161V159L68 158V154L71 152L75 153V151H71L70 150V141L67 140V138ZM128 137V140H125V138ZM183 137V136H182ZM197 137L198 134H197ZM229 137V135L227 136ZM25 138V139H26ZM55 138V139H54ZM130 138V139H129ZM177 138V137H176ZM195 138V137H194ZM200 138V137H199ZM205 138V137H204ZM70 139V138H69ZM72 139V138H71ZM87 139V140H86ZM197 139V138H195ZM208 139V140H209ZM212 139V140H211ZM224 139V138H222ZM230 141H234L231 140L233 138H228ZM227 139V140H228ZM111 140V141H109ZM148 140V139H147ZM146 140V141H147ZM194 140V139H193ZM251 140V139H248ZM73 141V140H72ZM149 141V140H148ZM198 141V139H197ZM229 141V142H230ZM244 141V140H243ZM242 141V142H243ZM173 142V141H172ZM245 142H247L245 140ZM251 142V141H250ZM255 142V141H254ZM171 142H169L170 144ZM180 143V141H179ZM198 143V142H197ZM201 143V142H200ZM199 143V144H200ZM33 144V143H32ZM36 143L34 142L33 145H35ZM175 144V143H174ZM173 144V145H174ZM203 144V143H202ZM233 144V143H232ZM231 144V146H232ZM236 144V143H235ZM234 144V145H235ZM248 145V143H246ZM245 144V145H246ZM253 144V143H252ZM38 145V143H37ZM198 145V144H197ZM239 146H242L240 144H238ZM196 146V147H195ZM238 146V147H239ZM112 147V150H108L107 148ZM245 147V146H244ZM243 147V148H244ZM247 147V146H246ZM245 147V148H246ZM75 148V149H76ZM223 148L226 149V151L223 150ZM72 149V148H71ZM222 149V150H221ZM238 149V148H237ZM252 149V147L250 148ZM249 149V150H250ZM244 150V149H243ZM247 150V148L245 149ZM196 152V151H195ZM252 152V151H251ZM99 154V155H106L107 158L105 159H99L98 158V162L97 163H93L92 160V155L95 154ZM232 158H228V161H224L221 158L218 159V161H214L211 162L214 164L209 165L208 170L206 171L205 168V173L206 175H209L210 178H214L216 182L222 183L224 185H235V186H239V184L241 185V181L243 180H247L249 181V179L252 177V175L254 176L253 173L248 174L245 177L240 176L239 173H241L240 170V156L242 155V151L241 150H236V151H232ZM69 154V155H70ZM185 154V155H184ZM199 154V153H197ZM250 154V153H249ZM253 154V153H252ZM111 155L113 156V162H111L108 158L111 157ZM121 155L124 156L120 159H118L117 157ZM195 155V154H194ZM202 155V154H201ZM201 155L199 157H201ZM202 155V157H203ZM215 155V154H214ZM67 156V157H66ZM189 156V155H188ZM193 156V154L191 155ZM208 156V155H207ZM216 156V155H215ZM214 156V157H215ZM218 156V155H217ZM252 156V155H250ZM98 157V156H97ZM196 157V156H195ZM203 157V158H204ZM213 157V156H212ZM219 157V156H218ZM190 160V157H187ZM185 158V159H187ZM206 158V157H205ZM211 158V157H210ZM193 158H191L192 160ZM198 159V158H197ZM201 159V158H200ZM207 159V158H206ZM205 159V160H206ZM256 159V158H255ZM181 161H183L182 163H179ZM187 160V161H189ZM196 159H194L195 161ZM204 160V161H205ZM106 161V162H103ZM186 161V162H187ZM193 161V162H194ZM209 161V158L208 160ZM206 161V162H207ZM94 162H96L94 160ZM175 162V163H174ZM185 162V163H186ZM192 162V161H191ZM189 161V163H191ZM197 162V160H196ZM195 162V163H196ZM205 162V163H206ZM209 162V163H211ZM244 162V161H243ZM2 163V164H3ZM71 163V164H70ZM78 163V161H77ZM201 163V160H200ZM79 164V165H80ZM188 164V163H187ZM186 164V165H187ZM252 164V163H251ZM1 165V164H0ZM192 165V163H191ZM202 165V164H201ZM206 165V164H205ZM255 165V164H254ZM259 165V164H258ZM189 166V165H188ZM197 166H199V164H197ZM196 166V167H197ZM245 166V165H244ZM252 166V165H251ZM195 168V166H193ZM192 167V168H193ZM201 167V166H200ZM55 168L53 170H55ZM242 168V165H241ZM40 169V167H39ZM244 169V168H243ZM247 169V167H246ZM245 169V170H246ZM253 169V168H252ZM251 169V170H252ZM2 170V169H1ZM250 170V169H249ZM45 171V170H44ZM199 171V170H198ZM258 171V170H257ZM8 172V171H7ZM70 172V173H72ZM138 173V175L136 177H134L135 173ZM248 172V171H247ZM2 173V172H1ZM57 173V172H56ZM82 173V172H81ZM199 173H201L199 171ZM245 173V172H244ZM250 173V171H249ZM34 174V173H33ZM66 174V173H65ZM75 176L76 173L74 172ZM88 174H84L87 176ZM94 174V176H95ZM2 175V174H1ZM203 175V174H202ZM256 175V174H255ZM11 176V175H10ZM49 174L47 173V176L44 175V177H48L49 178ZM62 176V175H61ZM64 176V174H63ZM83 176V175H81ZM91 176V174H90ZM1 177V176H0ZM3 177V176H2ZM52 177V179L54 178L53 176H50V178ZM60 177V176H59ZM66 178V176H64ZM84 177H82L84 179ZM24 178V177H23ZM39 178V177H38ZM41 178V177H40ZM41 178V179H43ZM56 178V177H55ZM54 178V179H55ZM64 178V180H65ZM71 178V177H70ZM76 178V177H75ZM77 178L79 179V177L77 176ZM91 178V177H90ZM94 178V177H93ZM209 178V177H208ZM31 179V178H30ZM34 179H37L36 177ZM57 179V178H56ZM62 179V177H61ZM89 178L87 177V181ZM97 179V178H95ZM102 179V177H101ZM103 179L105 180L106 178L103 177ZM47 180V179H46ZM63 180V181H64ZM80 180V179H79ZM86 180V179H85ZM94 180V179H93ZM98 180V179H97ZM209 180V179H208ZM252 180V179H251ZM9 181V180H8ZM11 181V180H10ZM31 181V180H30ZM86 181V182H87ZM96 181V180H95ZM199 181V180H196ZM12 182V181H11ZM17 182V181H16ZM25 182V181H24ZM66 182V181H65ZM93 182V181H91ZM262 182H263V176H255L254 177V186L256 188L258 187H262ZM26 183V182H25ZM52 183V182H51ZM54 183V182H53ZM61 183V182H59ZM68 183V182H67ZM71 183V182H70ZM73 184H76V182H72ZM97 183V182H95ZM199 183V182H198ZM24 184V183H23ZM211 184V183H210ZM208 184V185H210ZM216 184V183H215ZM20 185V184H19ZM262 185V186H261ZM11 186V185H10ZM9 186V187H10ZM25 186V185H24ZM72 186V185H71ZM180 187V188H177ZM250 186V185H249ZM14 187V186H13ZM52 187V185L50 186ZM75 187V186H74ZM91 187V186H90ZM106 187V186H105ZM212 187V186H210ZM217 187V186H216ZM47 188V187H46ZM55 188V187H54ZM110 188V187H109ZM206 188V187H205ZM221 188V187H218ZM246 188V186H245ZM255 188V189H256ZM12 189V188H10ZM18 189V188H17ZM50 189V188H49ZM59 189V188H58ZM68 189V188H67ZM93 189V188H91ZM106 189V188H104ZM170 189V190H171ZM224 189V188H223ZM244 189V188H243ZM7 190V189H6ZM24 190V189H23ZM56 190V189H55ZM97 190V187L96 189ZM110 190V189H109ZM113 190V189H112ZM193 190V191H194ZM241 190V189H240ZM28 191V190H27ZM26 191V192H27ZM30 191V190H29ZM52 192V190H50ZM49 191V192H50ZM118 191V190H117ZM158 191V190H157ZM156 191V192H157ZM220 191V190H219ZM224 191V190H223ZM245 191V189H244ZM23 192V191H22ZM48 192V194H49ZM50 192V193H51ZM57 192V191H55ZM61 192V191H60ZM88 192V191H87ZM78 193V197L75 199H71L72 201H69L68 203H64L60 204V205H56L50 208H42L40 210V214L37 216V213H30V215L22 222L20 223V228H21V233L23 236H27L29 234H31L32 236L36 237L37 239H39L41 241V249H44L45 247L49 246L50 244H52L53 242L57 241L58 239H61L65 236L68 235H73L76 236L79 233L80 229H84L86 226L89 225V227L91 226H96L99 228L101 227V230L107 228L108 227H121L122 229H124L126 231V233L128 234L129 232L134 234H140L141 230L134 226L132 224V221L135 220V218L140 219H147V220H154L158 217V215H161V210L164 209H174L176 208V197H167L166 195L163 194H157L155 196L152 197H148V205H145V203H142L139 206H134L133 205V200L132 198L127 201V200H123L122 199H117L115 198V196H110V193L108 195H102L99 193H91L90 191L88 193ZM98 192V191H97ZM138 192V191H137ZM161 192V191H160ZM167 192V191H165ZM189 192V191H188ZM41 193V192H40ZM162 193V192H161ZM177 193V192H176ZM193 193V192H192ZM219 193V192H218ZM245 193V192H244ZM6 194V193H5ZM9 195V193H7ZM6 194V195H7ZM22 194V193H21ZM52 194V193H51ZM50 194V195H51ZM57 194V193H56ZM119 194V193H118ZM127 194V193H126ZM178 194V193H177ZM197 194V193H196ZM201 194V193H200ZM249 194V193H248ZM23 195V194H22ZM76 195V194H75ZM74 195V196H75ZM190 195V193H189ZM194 195V194H191ZM189 196L192 198V196ZM199 195V194H198ZM205 195V194H204ZM204 195H199V198L201 196H203V198H205L206 196ZM226 195V194H225ZM247 195V194H245ZM43 196V195H42ZM68 196H71L68 195ZM67 196V197H68ZM137 196V195H136ZM144 196V195H143ZM197 196V195H196ZM240 196V195H239ZM238 196V197H239ZM73 197V196H72ZM121 197V195H120ZM145 197V196H144ZM195 197V196H194ZM208 197V196H207ZM21 198V197H20ZM19 198V199H20ZM23 198V197H22ZM34 198V197H33ZM43 197H41L42 199ZM135 198V197H134ZM140 198H142V196H140ZM202 198V197H201ZM241 198V196H240ZM250 198V197H248ZM8 199V198H7ZM40 199V198H39ZM40 199V200H41ZM46 197H45V201H46ZM99 199V201H101L98 205L93 204V201H97ZM217 199V198H216ZM228 199V198H227ZM233 199V198H232ZM13 200V199H12ZM21 200V199H20ZM34 200V199H33ZM44 200V199H42ZM136 200H138L136 198ZM142 200V199H140ZM146 200V199H145ZM246 200V199H245ZM17 201V200H16ZM62 201V200H61ZM147 201V200H146ZM195 201V200H194ZM213 201V200H212ZM216 201V200H215ZM234 201V200H233ZM232 201V202H233ZM250 201V200H249ZM21 202V201H20ZM19 202V203H20ZM41 202V201H39ZM38 202V203H39ZM201 205L204 206V204ZM204 202V201H203ZM236 202V201H235ZM239 202V201H238ZM247 202V200H246ZM26 203V202H25ZM24 203V204H25ZM29 203V202H28ZM44 203V202H43ZM43 203H39L40 205H43ZM251 203V202H250ZM6 204H10L7 203ZM35 204V201H34ZM45 204V203H44ZM139 204V203H138ZM147 204V203H146ZM152 204V205H151ZM212 204V203H211ZM222 204V202H221ZM249 204V202H248ZM3 206H5L4 204H2ZM20 205V204H19ZM23 205V204H22ZM38 205V204H36ZM39 205V206H40ZM94 205V206H93ZM198 205V204H197ZM28 206V205H27ZM45 206V205H44ZM43 206V207H44ZM202 206V207H203ZM222 206V205H221ZM244 206V205H242ZM251 206V205H250ZM7 207V206H6ZM10 207V206H9ZM47 207V206H46ZM201 207V208H202ZM210 207V206H209ZM213 207V206H212ZM229 207V206H228ZM259 207V206H258ZM216 208V207H215ZM219 208V207H218ZM252 208V206H251ZM8 209V208H7ZM188 209V208H187ZM199 209V208H198ZM205 209V208H204ZM203 209V210H204ZM208 210V208H206ZM247 209V208H246ZM28 210V209H27ZM184 210V209H183ZM182 210V211H183ZM191 210V209H189ZM205 211V215H204V221H200V223L206 227L205 228V232L206 233H214V234H218L220 236H225V237H229L232 236L231 234V229L233 230V224L234 221L237 220L235 219L234 221H232L231 218H233V216L231 218L227 217V216H223V215H218V213L215 211L216 209L212 208L209 209L208 211ZM226 210V209H225ZM245 210V209H244ZM250 210V207L248 209V211ZM4 211V210H3ZM36 211V208H35ZM38 211V210H37ZM36 211V212H37ZM200 211V209H199ZM232 211V210H231ZM175 212V211H174ZM190 212V211H189ZM192 212V210H191ZM221 212V211H220ZM225 212V211H224ZM223 212V213H224ZM39 213V212H38ZM173 213V212H172ZM176 213V212H175ZM174 213L173 216H176ZM182 213V212H181ZM202 214V212H200ZM222 213V214H223ZM238 213V212H237ZM9 214V213H8ZM11 214V213H10ZM9 214V215H10ZM167 214V213H166ZM177 214V213H176ZM183 214V213H182ZM199 214V213H198ZM229 214V212H228ZM189 215V214H188ZM193 215V214H192ZM197 215V214H196ZM183 216V215H182ZM252 216V215H251ZM191 217V216H189ZM188 218V217H185ZM184 218V219H185ZM203 219V217H201ZM236 218V216H235ZM191 218H189L190 220ZM253 219V218H252ZM257 219V218H256ZM166 220V219H165ZM183 220V219H182ZM186 220V219H185ZM258 220V219H257ZM168 221V220H167ZM188 221V220H187ZM256 221V220H255ZM128 222V223H127ZM193 222V221H192ZM199 222V221H198ZM127 223V224H126ZM177 224V222H175ZM174 223V224H175ZM179 223V222H178ZM188 223V222H187ZM198 223V225L200 224ZM173 224V226H174ZM194 224V226L198 227L197 222L194 221V223H192V225ZM184 225V224H183ZM187 225V224H186ZM185 225V226H186ZM172 226V225H170ZM183 226V227H185ZM257 226V225H256ZM164 227V226H163ZM179 227V226H178ZM182 227V226H181ZM192 226L193 228H196ZM236 227V226H235ZM112 228V229H113ZM148 228V227H146ZM174 228V227H173ZM180 228V227H179ZM154 229V228H151ZM183 229V228H182ZM181 229V230H182ZM235 229V228H234ZM100 230V229H99ZM158 230V229H157ZM169 230V229H168ZM174 230V229H173ZM172 230V231H173ZM179 230V229H178ZM194 230V229H193ZM199 230V229H196ZM196 230H194V232H196ZM236 230H238V228L236 227ZM113 231V230H112ZM115 232V231H114ZM150 232V231H149ZM169 232V231H168ZM192 232V231H191ZM235 232V231H234ZM238 232H241V230L239 229ZM93 233V231H92ZM102 233V232H101ZM104 233V232H103ZM108 233V232H107ZM106 232L105 234L107 236L108 235ZM113 233V232H112ZM174 233V232H172ZM171 233V234H172ZM189 233V232H187ZM236 233V232H235ZM234 233V234H235ZM17 234V233H16ZM83 234V233H82ZM81 234V235H82ZM96 234V233H94ZM94 234L91 235L92 237H94ZM156 234V233H155ZM163 234V233H161ZM182 234V233H180ZM209 234V235H211ZM130 235V234H129ZM170 235V234H168ZM185 236V233L183 234ZM195 235V233H194ZM197 235V232H196ZM112 236V235H111ZM147 236V235H146ZM177 236V235H175ZM212 236V235H211ZM215 236V235H214ZM213 236V237H214ZM254 236V235H253ZM257 236V235H256ZM99 237V236H98ZM105 237V235L103 236ZM149 237V236H148ZM208 237V236H207ZM206 237V238H207ZM212 237V238H213ZM217 237V235L215 236ZM122 238V237H121ZM156 238V237H155ZM169 238V236H168ZM172 238V237H170ZM177 238V237H176ZM204 238V237H203ZM205 238V239H206ZM230 238V237H229ZM22 239V238H21ZM93 239H96V237H94ZM103 239V238H102ZM105 239V238H104ZM124 239V238H123ZM173 239V238H172ZM189 239V238H187ZM16 240V238H15ZM23 240V239H22ZM162 240V239H161ZM164 240V239H163ZM171 240V239H170ZM169 240V241H170ZM180 240V239H179ZM208 240V239H207ZM86 241V239H85ZM110 241V239H109ZM139 241V239L137 240ZM192 241V240H191ZM196 241V239H195ZM227 241V240H226ZM34 242V241H33ZM197 242V241H196ZM102 243V242H101ZM222 243V242H221ZM226 243V242H225ZM223 242V244H225ZM233 243V242H232ZM145 244V243H144ZM159 244V243H158ZM210 245V242H209ZM232 245V244H231ZM150 246V245H149ZM152 246V245H151ZM155 246V245H154ZM159 246V245H158ZM38 248V247H37ZM156 248V247H155ZM159 248H162L163 250H166L168 253H174L177 251H183V252H215V254H211V255H216V253L218 254H224L227 252V248L223 247V246H203L200 243H187V242H181V243H174V242H166L164 243L161 247L159 246ZM248 248V247H246ZM30 249V248H29ZM152 249V248H151ZM157 249V248H156ZM232 251V250H231ZM250 251V250H249ZM160 252V251H159ZM162 252V250H161ZM160 252V253H161ZM41 253V252H40ZM159 254V253H158ZM190 254V253H189ZM188 255V254H187ZM204 255V254H203ZM210 256V254H209ZM208 256V257H209ZM218 256V255H217ZM168 257V256H167ZM166 257V258H167ZM192 257V256H191ZM215 257V256H214ZM194 258V257H192ZM220 258V257H219ZM205 262V261H204ZM210 264V263H209ZM253 264V263H251Z\"/></svg>", "mask_w": 264, "mask_h": 264}]
</instances>
